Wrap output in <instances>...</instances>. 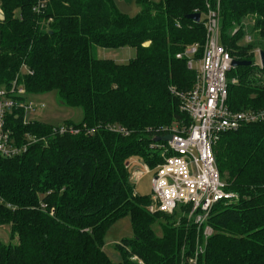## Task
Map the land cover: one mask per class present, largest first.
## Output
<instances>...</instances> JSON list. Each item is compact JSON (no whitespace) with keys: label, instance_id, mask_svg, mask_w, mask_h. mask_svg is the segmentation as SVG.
Here are the masks:
<instances>
[{"label":"trees","instance_id":"obj_1","mask_svg":"<svg viewBox=\"0 0 264 264\" xmlns=\"http://www.w3.org/2000/svg\"><path fill=\"white\" fill-rule=\"evenodd\" d=\"M136 2L140 11L129 15L114 0H46L39 10L43 0H0V88L20 75L29 95L57 90L63 104L84 111L80 123L67 121L79 131L66 134L25 121L22 110L9 116L19 142L36 140L21 155L0 157V226L17 237L0 240V264H140L134 255L146 264H264V120L223 133L214 146L227 190L239 197L214 206L208 237L185 215L189 205L151 213L131 169L134 157L157 167L164 141L155 138L174 122H192L173 89L191 90L197 71L177 55L198 46L195 57L203 56L209 10L233 58L252 61L230 70L229 106L264 108L256 56L264 50V0ZM195 12L201 20L187 17ZM245 33L253 39L242 43ZM95 46H131L136 56L118 63L94 56ZM125 216L134 237L116 246L123 256L116 263L105 235Z\"/></svg>","mask_w":264,"mask_h":264},{"label":"built area","instance_id":"obj_2","mask_svg":"<svg viewBox=\"0 0 264 264\" xmlns=\"http://www.w3.org/2000/svg\"><path fill=\"white\" fill-rule=\"evenodd\" d=\"M43 1L44 3H39L38 10L45 5L46 0ZM206 2L210 6L209 0ZM221 37L217 11L209 10L207 40L203 56L198 59L197 80L189 91L173 89V93L182 101V109L189 114L192 122L185 128L171 127L168 134H173V139L157 144L156 148L164 156L162 163L155 168L144 164L145 171L153 173L149 211L173 214L178 206L189 205L185 215L198 225L205 237L213 233L208 219L214 206L221 201H233L239 197L236 192L227 190L216 162L215 144L225 132L264 120V108L234 110L229 106L228 74L233 68L234 58L222 43ZM197 50L198 46H193L185 53H179L177 57L188 56V66L194 69V60L190 56L195 55ZM231 82L235 83L237 79L233 78ZM29 100V93L20 75L9 86L0 88L2 158L23 154L36 140L28 135L29 139L25 143L19 142L8 121L9 116L17 110H22L25 121H28V114L33 110V104ZM118 129L124 130L120 127ZM54 130L60 134L79 131L67 123L57 125ZM145 171L136 165L133 176L139 179ZM133 259L140 264H146L138 256Z\"/></svg>","mask_w":264,"mask_h":264},{"label":"rangeland","instance_id":"obj_3","mask_svg":"<svg viewBox=\"0 0 264 264\" xmlns=\"http://www.w3.org/2000/svg\"><path fill=\"white\" fill-rule=\"evenodd\" d=\"M117 7L124 13L129 15H135L140 11V6L137 4L136 0H114ZM1 15V12H0ZM254 18L249 16L243 21L245 26L250 25L254 22ZM252 35L245 33L243 40L240 42L251 41ZM146 44H149L147 42ZM188 48H191L189 46ZM187 48V49H188ZM186 49V50H187ZM184 51V53L186 52ZM259 49L256 51L257 60L259 58ZM198 52H195V55ZM94 56L98 58L113 59L118 63H128L132 58L136 56V49L131 46H124L120 48H105L100 46H95L93 48ZM191 54L190 58L194 60V70L199 69V58ZM198 74L196 73V80ZM232 77V72L229 71V78ZM237 79V78H235ZM238 80V79H237ZM29 101L33 104V110L28 114L30 120H37L53 125L69 124L67 121L72 120L75 123H80L84 117V111L82 107L70 106L63 104L60 100L57 90L49 91L42 94L29 95ZM183 123V121H179ZM174 122V126L182 128L180 123ZM184 128V127H183ZM133 170L134 166L145 171L144 164L140 158L134 157L132 160ZM153 177L152 172H143L139 179L132 177L135 192L138 194L148 195L151 192V179ZM156 231L158 235H162V227L156 226ZM134 237V230L132 226V221L130 216L122 217L121 219L114 222L108 229L105 235L104 251L110 257L113 262L119 263L122 261L123 256L120 250L116 247L124 238ZM0 240L5 243L17 242V237L12 238L11 230L9 225L0 226ZM136 256V255H134Z\"/></svg>","mask_w":264,"mask_h":264},{"label":"water","instance_id":"obj_4","mask_svg":"<svg viewBox=\"0 0 264 264\" xmlns=\"http://www.w3.org/2000/svg\"><path fill=\"white\" fill-rule=\"evenodd\" d=\"M188 18L194 19V20H201V13L199 12H195V13H191L189 15H187ZM259 58H260V62L261 65L264 66V50L263 49H259ZM252 61L251 60H238V59H234L232 61V66L233 67H238V66H248L251 65ZM173 139V134H166L163 136H157L155 138V141H170Z\"/></svg>","mask_w":264,"mask_h":264}]
</instances>
